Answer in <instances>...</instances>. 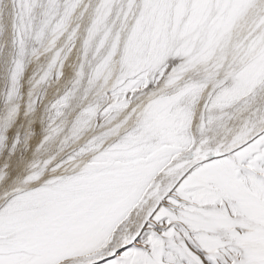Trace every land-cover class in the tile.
<instances>
[{
	"label": "snow or ice",
	"instance_id": "obj_1",
	"mask_svg": "<svg viewBox=\"0 0 264 264\" xmlns=\"http://www.w3.org/2000/svg\"><path fill=\"white\" fill-rule=\"evenodd\" d=\"M0 264H264V0H0Z\"/></svg>",
	"mask_w": 264,
	"mask_h": 264
},
{
	"label": "bare ground",
	"instance_id": "obj_2",
	"mask_svg": "<svg viewBox=\"0 0 264 264\" xmlns=\"http://www.w3.org/2000/svg\"><path fill=\"white\" fill-rule=\"evenodd\" d=\"M4 3H7V0H4ZM9 7H10V5H9Z\"/></svg>",
	"mask_w": 264,
	"mask_h": 264
}]
</instances>
